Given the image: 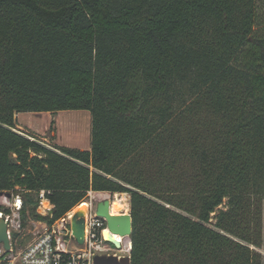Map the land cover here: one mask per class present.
<instances>
[{"label": "trees", "instance_id": "obj_1", "mask_svg": "<svg viewBox=\"0 0 264 264\" xmlns=\"http://www.w3.org/2000/svg\"><path fill=\"white\" fill-rule=\"evenodd\" d=\"M88 110L90 149L20 112ZM48 222L129 195L131 264H262L264 0H0V193ZM3 206L0 205V209Z\"/></svg>", "mask_w": 264, "mask_h": 264}, {"label": "built area", "instance_id": "obj_2", "mask_svg": "<svg viewBox=\"0 0 264 264\" xmlns=\"http://www.w3.org/2000/svg\"><path fill=\"white\" fill-rule=\"evenodd\" d=\"M18 192L12 191L10 196L3 192L0 196V220L7 224V233L10 248L0 244V264H95V256H116L119 261L131 256V239L113 233L108 226L107 219L97 214V204L105 199L103 194L89 192L84 219V241L79 243L73 231L74 210L68 211L64 216L48 222L43 216H53L55 204L50 199V191L41 189L38 192V205L36 211L42 217L34 218L29 215L27 224H24L22 209L24 199L21 188ZM111 200V194L106 196ZM105 196V195H104ZM117 197V194H114ZM113 200H111L110 212ZM121 213L130 212V203ZM106 232L120 241L117 247L109 242ZM76 242L79 245H76Z\"/></svg>", "mask_w": 264, "mask_h": 264}, {"label": "rangeland", "instance_id": "obj_3", "mask_svg": "<svg viewBox=\"0 0 264 264\" xmlns=\"http://www.w3.org/2000/svg\"><path fill=\"white\" fill-rule=\"evenodd\" d=\"M16 119L17 128L21 132L35 136L51 147L91 148L92 115L88 110L20 112L16 115ZM123 194L129 204V195L126 193ZM103 197L106 198L108 195L103 194ZM120 197H122V194L117 193V197L111 194V200L113 202ZM82 203L86 204L85 201ZM120 211L118 212L120 213ZM113 212L118 213L114 209ZM76 245H79V243L76 242Z\"/></svg>", "mask_w": 264, "mask_h": 264}, {"label": "water", "instance_id": "obj_4", "mask_svg": "<svg viewBox=\"0 0 264 264\" xmlns=\"http://www.w3.org/2000/svg\"><path fill=\"white\" fill-rule=\"evenodd\" d=\"M10 196V193H6ZM3 193H0V196ZM111 200L105 198L98 202L97 204V214L103 216L107 219L109 228L113 233H117L123 236H129L133 232V217L131 213H121L113 214L110 212ZM73 231L76 239L79 243L84 241V219L81 216H75L73 219ZM109 242L113 243L115 246L120 247L121 243L114 236L109 237ZM3 243L4 247L8 250L10 248V240L7 233V224L1 219L0 220V244ZM95 264H131V256L125 257L121 261L118 260L116 256H95Z\"/></svg>", "mask_w": 264, "mask_h": 264}, {"label": "bare ground", "instance_id": "obj_5", "mask_svg": "<svg viewBox=\"0 0 264 264\" xmlns=\"http://www.w3.org/2000/svg\"><path fill=\"white\" fill-rule=\"evenodd\" d=\"M126 204L127 203H126L125 195L122 194V197L118 198L117 200H115L112 203L111 211L113 212V209H114L115 211L118 212V211L122 210L126 206ZM86 211H87V203L86 204L85 203H82L81 205H78L75 208V210H74V213H75L74 217L75 216H81V217H83L84 215H86ZM113 214H119V212L118 213H114L113 212ZM105 235L108 238L110 237V234L108 232H106Z\"/></svg>", "mask_w": 264, "mask_h": 264}, {"label": "crops", "instance_id": "obj_6", "mask_svg": "<svg viewBox=\"0 0 264 264\" xmlns=\"http://www.w3.org/2000/svg\"><path fill=\"white\" fill-rule=\"evenodd\" d=\"M96 194H109L106 192H94ZM262 254V264H264V209H263V241L260 247L256 248Z\"/></svg>", "mask_w": 264, "mask_h": 264}]
</instances>
